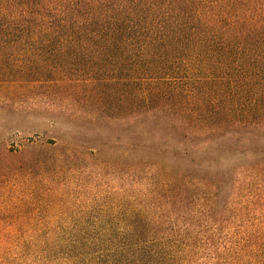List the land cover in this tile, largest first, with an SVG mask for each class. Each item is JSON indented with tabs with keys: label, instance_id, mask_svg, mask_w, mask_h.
Instances as JSON below:
<instances>
[{
	"label": "trees",
	"instance_id": "trees-1",
	"mask_svg": "<svg viewBox=\"0 0 264 264\" xmlns=\"http://www.w3.org/2000/svg\"><path fill=\"white\" fill-rule=\"evenodd\" d=\"M39 89L105 139L69 138L66 181L128 188L76 229L0 232V264H264V0H0V90Z\"/></svg>",
	"mask_w": 264,
	"mask_h": 264
},
{
	"label": "rangeland",
	"instance_id": "rangeland-1",
	"mask_svg": "<svg viewBox=\"0 0 264 264\" xmlns=\"http://www.w3.org/2000/svg\"><path fill=\"white\" fill-rule=\"evenodd\" d=\"M19 93L17 90H0L1 95L13 97L7 103L0 98V232L76 229L70 224L103 214L106 198L110 203L111 197L116 198L121 188H128V181H123L127 177L114 166L111 173L106 171L110 176L104 179L106 186L101 190L95 188L93 180L97 174L89 168L80 170V175L75 174L66 181V143L69 138L76 137L77 143L85 148L95 147L99 141L105 143V139L99 140L100 137L89 129L84 134L69 126L66 101L54 100V112L46 113L45 96H51L50 93L58 96L57 90L55 93L35 90L28 99L17 97ZM63 94L66 96V92ZM75 131H79L78 135H73ZM112 137L114 140L116 135ZM60 148L65 149L62 151L64 157L54 162L53 157L59 153L50 155L47 149L61 151ZM126 148V141H112L111 145L103 147L100 161L115 165L120 156L127 160Z\"/></svg>",
	"mask_w": 264,
	"mask_h": 264
}]
</instances>
